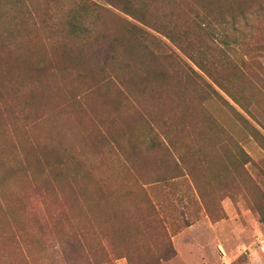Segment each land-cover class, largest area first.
I'll return each mask as SVG.
<instances>
[{
    "label": "rangeland",
    "instance_id": "rangeland-1",
    "mask_svg": "<svg viewBox=\"0 0 264 264\" xmlns=\"http://www.w3.org/2000/svg\"><path fill=\"white\" fill-rule=\"evenodd\" d=\"M207 2L237 45L148 11L244 107L102 0H0V264H264V0Z\"/></svg>",
    "mask_w": 264,
    "mask_h": 264
},
{
    "label": "trees",
    "instance_id": "trees-1",
    "mask_svg": "<svg viewBox=\"0 0 264 264\" xmlns=\"http://www.w3.org/2000/svg\"><path fill=\"white\" fill-rule=\"evenodd\" d=\"M107 4L114 6L120 9L123 13L131 16L139 23L150 27L152 30L160 33L165 38H167L170 42L175 44L184 54H186L196 65L197 67L208 75L213 81L226 93L228 94L232 100L240 106L242 104L239 97L234 94L223 81L220 79L213 77L211 71L208 68V65L205 63L204 59L201 57V52H199L196 48L195 42L190 39L189 32L186 29H178L176 30L174 23L171 19V16L174 15V12L169 10L167 7L159 8V15L154 17L149 14L148 7L149 5H155V3L160 2L161 0H102ZM169 2V0H168ZM193 6V24L194 26L200 30L203 34H205L212 42L220 43L223 47L232 48L234 45L238 43V34L240 33V24L242 21L246 20V16L243 14L240 15H230L222 16L216 22V26L218 28L211 27L212 24L209 23L204 15L199 14L198 10H204L208 2L207 0H191ZM167 5V4H165ZM79 10H74L72 13L68 15L69 17V27L70 32H87L84 28L83 20L79 15ZM170 11V12H169ZM169 12L170 14H168ZM158 13V12H157ZM170 18V19H169ZM133 29L141 28L133 26ZM184 28V27H183ZM231 28V31L234 34L231 37H228L225 33ZM217 29H220L219 31ZM219 32V33H216ZM109 55V54H108ZM213 77V78H212Z\"/></svg>",
    "mask_w": 264,
    "mask_h": 264
}]
</instances>
